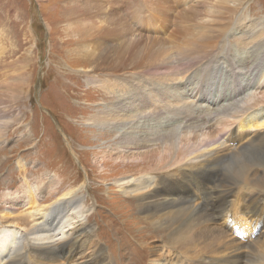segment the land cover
<instances>
[{"label": "rangeland", "instance_id": "1", "mask_svg": "<svg viewBox=\"0 0 264 264\" xmlns=\"http://www.w3.org/2000/svg\"><path fill=\"white\" fill-rule=\"evenodd\" d=\"M152 2L154 0H98L99 4L111 7V10L123 17L137 34L165 40L171 54L175 53L174 45L187 43L188 39H196L199 34L217 44L212 46L216 51H211L214 54L210 59L188 63L180 57H172V67L175 69L173 75L179 76L176 78L173 103L167 104L170 106L168 110L163 109L165 112L158 115L159 121L150 122L151 127L161 130L171 127L168 129L171 130L175 124L177 128L189 122L187 127L202 129L208 126L204 125L208 120L212 121V113L216 114L222 107H234V104L249 94L256 96L253 98L257 101L255 106H264V0H168L172 8L171 27L168 24L160 31L159 27L165 19L151 13ZM76 4L77 0H0V119L1 131L6 133L4 144H0V229L8 226L17 231L38 225L44 211L49 209V204L51 208V203L60 200L65 192L73 191L82 197L84 203L70 205L72 207L67 217H71V211L77 214L87 210L88 214H93L89 223L111 257L112 264H124L128 260L125 255L130 252L137 253L130 263L151 264L149 258L144 256L145 252L141 255L139 247L140 243L146 245L149 241H142L139 235H153L150 236L153 238L159 234L146 225L137 224L138 218L133 207H130L132 212H128L129 202L123 197L120 199L119 191L113 190L112 183L118 179L123 182L136 178L139 171L145 172L154 167L157 160L149 165L130 158L120 164L117 151L111 153L107 146L114 139L107 140L102 136L103 140H97L98 133L88 128L91 123L87 120L90 110L95 106H104V102L95 98L96 95L91 93L93 88L81 75V71L87 68L86 62L93 48L88 37L92 32L87 31V26L79 28V25L86 23L92 30V23L87 20L95 14L82 15V11L76 9ZM91 4L92 0H89L87 8ZM127 5L129 7H125ZM191 7H196L191 17H183ZM224 7L231 9V12L225 13V18H222L220 14ZM174 30L183 31L182 36L176 32L175 42L172 39L175 44L167 39ZM117 38L110 36L107 42L113 48L126 42L123 37ZM94 51L97 52L95 48ZM184 68L188 72L185 73ZM126 79L129 78L119 76L112 81L122 82ZM168 79L160 83L154 78L151 85H157L156 90L169 89L175 78L171 76ZM186 89L187 93L182 95ZM213 91L217 93L212 95ZM85 93L87 97L84 98ZM191 98L202 100L205 107L198 105L195 110ZM166 111L169 114L165 115ZM207 111L211 114H207ZM215 120L207 128L217 125L219 120ZM144 121L140 119V125L147 126ZM159 125L163 126L160 128ZM224 133L220 132L221 135ZM216 140H220V137ZM133 152L137 151L128 150L127 153ZM228 161L221 164V174ZM30 193L37 198L38 209L30 210L24 199L11 201L13 197H23ZM9 208L12 210L7 211ZM37 210H41L40 213ZM65 221L66 217L58 221L57 227L48 234L56 235L59 239L66 226ZM233 230L240 231L239 227ZM34 236L29 238L34 239ZM149 240L153 241L152 244L157 241ZM243 242V238L240 239L239 243ZM163 254L173 264L175 258L171 253L164 249Z\"/></svg>", "mask_w": 264, "mask_h": 264}, {"label": "bare ground", "instance_id": "2", "mask_svg": "<svg viewBox=\"0 0 264 264\" xmlns=\"http://www.w3.org/2000/svg\"><path fill=\"white\" fill-rule=\"evenodd\" d=\"M87 4L89 0H77L76 4V9L82 11V15L95 14L87 20L91 21L92 30L86 23L79 25V28L87 26V31L92 32L88 37L93 48L89 52L90 59L87 60L90 63L86 62L87 68L81 71V75L93 88L91 93L96 95L95 98L104 102V106H95L91 110L88 108L90 114L87 120L91 122L88 128L91 127L98 133L97 140H103L102 136L107 140L114 139L107 146L111 153L117 151L120 164L130 158L149 165L157 160L154 167L145 172L139 171L136 178L122 180L123 182L118 179L112 183L113 190L119 191L120 199L123 197L129 202L128 212H132L130 207H133L138 218L137 224L139 222L146 225L159 234L153 238V235H139L142 241H149L146 245L144 242L139 244L141 255L145 252L144 256L149 258L151 264H170L163 254L164 249L175 258L173 264H264V106H255L257 101L253 98L256 96L249 94L237 101L238 103L235 102L234 107L226 105L222 109L217 108L219 112L211 115V122L214 118L219 120L216 127L213 126L215 130L213 127L207 128L211 124L208 120L210 118H206L209 122L204 124L208 126L197 130L187 127L189 122L186 126L177 128L175 124L171 130H168L171 127L165 130L151 127L150 122H155L159 114L165 112L166 108L168 110L170 106L167 104L173 103L178 75H173L175 69L172 67V57H180L188 63L208 59L214 54L211 51H216L212 46H216L217 42H212L201 34L196 39H188L187 43L177 39L181 45H174L175 53L171 54L165 40L145 38L144 35L137 34L111 7L108 8L104 3L106 7L99 4L98 0H92L88 8ZM151 10L152 14L165 19L159 31L168 24L171 27L172 8L168 0H154ZM195 10L196 7L189 8L185 11L187 15L183 12V17H191ZM229 11L231 9L224 7L220 14L222 18ZM88 14L85 16H89ZM177 19L180 20L178 17ZM176 30L167 38L170 42H175L176 32H183ZM215 31L218 32V29ZM110 36H116L117 39L123 37L126 42L113 48L107 42ZM183 71L188 72L185 68ZM120 72L122 74L119 75ZM119 76H127L129 79L122 82L112 81ZM171 76L175 78V82L169 89L156 90L157 85H151L154 78L162 83ZM214 92L212 95L217 93ZM190 100L192 107L196 106L195 110L198 105L205 107V102L202 103L198 98ZM217 103L219 106V102ZM208 111L206 113L211 114ZM164 114L169 113L166 111ZM140 119H145L144 123L148 127L140 125ZM1 126L0 119V144H4L6 133H2ZM222 131L224 134L221 135ZM217 137L220 140H216ZM151 147L154 149L144 150ZM128 150L137 152L129 154ZM227 161L221 174L220 166ZM146 165L143 167L146 168ZM45 186L49 189V186ZM13 199L27 200L26 205L30 210L38 209L37 198L32 193L13 197L11 201ZM60 200L51 203V208L50 204L47 206L49 209L44 211L43 216L40 215V223L36 226L17 231L8 226L0 229V264H112L111 257L89 223L93 214H88L87 210L77 214L71 211V217H67L72 207L70 205L83 202L82 197L68 191ZM125 209L127 210L126 207ZM37 211L40 213L41 210ZM64 217L66 226L60 233L61 237L58 239L56 235H49ZM235 226L240 231H234ZM30 236H34V239L29 238ZM242 238L246 244L239 243ZM149 239L157 241L152 244L153 241ZM130 249L133 248L128 250ZM135 254L137 253L126 254L128 260L123 263H130Z\"/></svg>", "mask_w": 264, "mask_h": 264}]
</instances>
